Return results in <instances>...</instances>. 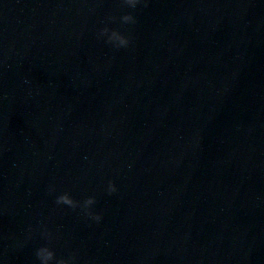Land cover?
Segmentation results:
<instances>
[{
  "label": "water",
  "instance_id": "obj_1",
  "mask_svg": "<svg viewBox=\"0 0 264 264\" xmlns=\"http://www.w3.org/2000/svg\"><path fill=\"white\" fill-rule=\"evenodd\" d=\"M146 4L0 0V264H264V0Z\"/></svg>",
  "mask_w": 264,
  "mask_h": 264
},
{
  "label": "clouds",
  "instance_id": "obj_2",
  "mask_svg": "<svg viewBox=\"0 0 264 264\" xmlns=\"http://www.w3.org/2000/svg\"><path fill=\"white\" fill-rule=\"evenodd\" d=\"M146 4V0H122V6L127 7L129 9H136L139 5ZM115 20V18H112ZM120 23L124 25H134L136 23V18L133 14L128 13L125 15H122L120 18ZM100 38L104 39V41L110 45L112 48L116 50L120 49H127L131 44L130 37L122 34L120 31L112 30L108 27L103 28L99 33ZM117 191V188L115 184L111 181L107 184V192L109 195L115 193ZM50 192H55V189H50ZM55 203L57 205H63L68 206L72 209L80 208L83 210L85 215L95 221L96 223H99L102 220V215L97 214L93 211L95 205L97 204V200L95 197H89L83 202H78L74 200L70 194L67 192L59 195L56 197ZM42 235L45 238H50V234L45 230ZM36 259L38 261V264H73L74 258L71 260H64V259H57L56 253L47 246L40 247L36 250Z\"/></svg>",
  "mask_w": 264,
  "mask_h": 264
}]
</instances>
